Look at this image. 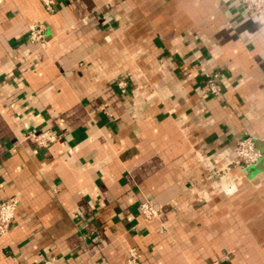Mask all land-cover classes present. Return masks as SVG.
<instances>
[{
    "label": "crops",
    "instance_id": "obj_1",
    "mask_svg": "<svg viewBox=\"0 0 264 264\" xmlns=\"http://www.w3.org/2000/svg\"><path fill=\"white\" fill-rule=\"evenodd\" d=\"M35 23L45 44L29 40ZM42 131L57 140L39 145ZM246 136L263 151L251 167L234 164ZM9 198L0 264H128L134 247L138 264H264V11L0 0V203ZM145 199L158 216H143Z\"/></svg>",
    "mask_w": 264,
    "mask_h": 264
},
{
    "label": "built area",
    "instance_id": "obj_2",
    "mask_svg": "<svg viewBox=\"0 0 264 264\" xmlns=\"http://www.w3.org/2000/svg\"><path fill=\"white\" fill-rule=\"evenodd\" d=\"M44 7L49 12L55 11V0H41ZM241 3L249 12H263L264 0H236ZM45 25L42 23H35L30 27L29 40L31 43L45 44L46 42ZM221 76L220 71H213L208 75L207 86L210 91L219 96L222 90L218 84V79ZM119 86L125 90L126 81L120 80ZM36 141L41 146H47L57 140V135L52 131H42L34 134ZM236 159L234 164L243 167H251L256 165L263 158V151L257 146L255 139L252 136H246L239 140L235 147ZM18 200L16 198H9L0 203V237L5 236L11 229L12 222L15 217ZM140 210L146 219H152L159 215L160 211L155 204L145 199L140 203ZM139 251L136 247L130 250L128 264H138Z\"/></svg>",
    "mask_w": 264,
    "mask_h": 264
},
{
    "label": "water",
    "instance_id": "obj_3",
    "mask_svg": "<svg viewBox=\"0 0 264 264\" xmlns=\"http://www.w3.org/2000/svg\"><path fill=\"white\" fill-rule=\"evenodd\" d=\"M263 160V159H262Z\"/></svg>",
    "mask_w": 264,
    "mask_h": 264
}]
</instances>
